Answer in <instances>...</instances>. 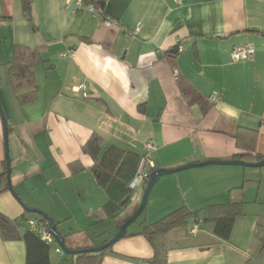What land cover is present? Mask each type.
Segmentation results:
<instances>
[{"label": "crops", "instance_id": "obj_1", "mask_svg": "<svg viewBox=\"0 0 264 264\" xmlns=\"http://www.w3.org/2000/svg\"><path fill=\"white\" fill-rule=\"evenodd\" d=\"M68 5L76 7L75 0H32L28 20L20 0H0V105L8 124L11 184L26 205L53 218L68 247L98 245L112 235L67 244L73 235L60 228L67 218H57V208L45 203L79 200L92 221L101 214L110 218L92 158L81 150L93 132L146 154L154 169L264 157V0H104L99 14ZM244 44L253 45V56L233 61L231 49ZM14 45H39L45 59L33 67L37 99L25 104L16 101L6 76ZM78 83L86 96L74 90ZM213 90L221 96L216 103L208 100ZM1 126L0 120V172ZM148 140L155 149L145 152ZM172 174L152 185L140 226L182 207L196 215L152 237L164 263L264 264L247 260L260 245L252 225L236 229L238 220L232 221L222 239L205 218L209 206L231 202H242L234 220L251 215L249 206L264 197V170L209 164ZM142 192L131 197L136 207ZM0 213L11 221L23 218L19 231L27 227L26 217L38 216L28 215L8 189L0 191ZM152 214L162 216L147 222ZM118 218H110L117 229L125 220L118 224ZM139 231L127 230L97 264H156L155 249ZM22 242L0 236V264H25ZM57 247L48 254L51 264L62 258ZM75 260L71 255L70 264Z\"/></svg>", "mask_w": 264, "mask_h": 264}, {"label": "trees", "instance_id": "obj_2", "mask_svg": "<svg viewBox=\"0 0 264 264\" xmlns=\"http://www.w3.org/2000/svg\"><path fill=\"white\" fill-rule=\"evenodd\" d=\"M84 3H91L97 9H102L104 0H83ZM32 0H20L21 11L25 14L28 20H32L31 15ZM33 30H36V25H31ZM12 56L9 60L6 73L9 81L10 89L12 90L16 101L19 104L29 103L38 96V87L35 80L33 67L39 63L45 62L39 45L22 46L14 45ZM174 52V49L172 50ZM81 150L92 158L91 171L100 188L103 189L107 196L106 202L103 204V209L108 217L116 219L119 216V211L122 205L128 203L133 197V189L129 186L133 173L137 171L144 159L145 154L136 150L117 146L116 144L106 143L102 137L96 132H93L87 141L82 145ZM264 158L258 156L257 159ZM148 173L154 170L153 166L145 165ZM5 167L0 172V191L7 190ZM126 198V199H125ZM124 202L121 204V202ZM242 202H231L224 208L213 209L209 206L206 210V221L214 223L213 232L216 236L222 239H228L231 231L234 218L237 214L242 213ZM31 215L32 213H27ZM196 215V212L187 211L182 207L174 212L166 215L158 221L150 224H145L140 228L139 234H143L148 238L149 242L155 249L154 261L156 264H166V259L157 251L154 243V235L164 233L171 228L185 222L187 216ZM36 217V216H35ZM204 218V219H205ZM20 220L13 221L6 218L0 213V236L2 239H21L25 246V264H51L49 243L43 242L40 236L27 227L19 231V227L23 225ZM27 217L25 218L26 221ZM41 223L47 226V221L39 216L36 217ZM73 256V255H72ZM101 252L96 253H80L76 254L75 264H97Z\"/></svg>", "mask_w": 264, "mask_h": 264}, {"label": "rangeland", "instance_id": "obj_3", "mask_svg": "<svg viewBox=\"0 0 264 264\" xmlns=\"http://www.w3.org/2000/svg\"><path fill=\"white\" fill-rule=\"evenodd\" d=\"M248 169H252V171L264 170L263 167H261V168L260 167H247V170ZM169 175H173V174L171 173ZM11 183H12V181H11ZM248 183H251L252 185H254L255 182L254 183L248 182ZM262 183H264V181H262ZM27 186H29V185H27ZM12 187H13V185H12ZM44 196H47V195H44ZM133 196H134V191H133ZM259 200L262 203L256 202V203H253L252 206L251 205L249 206L253 210V211H251V212H253L251 215H247V216L241 215L233 221L234 223H236L235 221L238 220V223L236 225V229H237V227H241V229H243L245 226L246 227L248 226L250 228V225H252L251 226L252 227V232H251L252 238L260 240V245H259V247L257 249V253H256V255H259V258L253 259V258H255L256 255L254 257L250 256L249 259H247V260H249V262H251V261L259 262L260 259H264V197L260 198ZM134 201H135L134 198L133 199L131 198L128 203H126L125 205H122L121 210L118 213L119 214L118 224L119 223L121 224V222L124 219L126 220L129 216H131L133 214L134 211H136L139 203L136 207V205H135L136 202H134ZM45 203L52 204L54 207L57 208L56 209V210H58V213L56 214L57 218H67L64 225L62 227H60L61 229L66 230L67 232H70L73 235V236L67 235V237H69L68 241L65 240L67 242V244L68 243L72 244V243L76 242V240L83 239V238H85L87 240H91V242H96V241L104 239V238H106L112 234L109 237V238H111L118 231V229L116 227L117 223L110 218H106V217L102 216V214L99 215V217L94 218L93 221L90 217H86L85 215H83V210H84L83 205H82V202H79V200H76L74 202L70 201L67 204L62 203V201L61 202L60 201L55 202V201L45 200ZM146 204H147V202H146ZM146 204H145V207H146ZM97 206L98 205H96V209H97ZM145 207L140 212V214L137 216V218L134 220V222L127 225L128 231L141 228L140 225L143 224V222H145V216H146ZM31 216L35 217V216H37V214L32 213ZM158 216L159 215H155V214H152L151 217L147 216L148 217L147 222L154 221V220L160 218L162 215L160 217H158ZM243 217L245 219L239 220L240 218H243ZM242 222H244V224L240 225ZM188 224H189V226L191 225L190 222ZM78 228H80V230L76 231ZM107 239H105V240H107ZM102 243H100L98 245H101ZM98 245H94V246H98ZM54 247H55V244H52L51 245L52 254L54 253ZM60 255L62 258H61V260L58 261V264H70L71 254L66 255V254H63V252H62V253H60Z\"/></svg>", "mask_w": 264, "mask_h": 264}, {"label": "water", "instance_id": "obj_4", "mask_svg": "<svg viewBox=\"0 0 264 264\" xmlns=\"http://www.w3.org/2000/svg\"><path fill=\"white\" fill-rule=\"evenodd\" d=\"M3 109L0 105V120H1V128H2V132H3V139L2 141H4V166H5V172H6V184H7V188L9 190V192H11L14 197L16 198V200L19 202V204H21L23 206V208L25 209V211L29 212V213H35L37 214L39 217L46 219L47 221V229L49 230L50 234L52 235V237L54 238V242H56V244L58 245V247L60 248L61 252H63V254L66 255H76V254H80V253H96V252H102L105 249H107L109 246H111L114 242H116L117 240H119V238L124 237L126 235V230H127V225H129L130 223L134 222V220L137 218V216L140 214V212L144 209L145 204L147 202V198L149 196V193L151 191L152 185H154L158 179L161 176L164 175H169L171 173L177 172V171H181V170H185L188 168H192V167H199V166H204V165H209V164H218V165H240V166H247V167H264V158H260L259 160L256 161H248V160H244V159H207L204 161H199V162H191V163H186L183 165H179L177 167H172V168H164V167H160V168H156L154 169L152 172L149 173V177L145 183V186H143V192L141 195V199L139 202V205L136 209V211L133 212V214L131 216H129L126 220L123 221V223L121 224V226L119 227L117 233L115 235H113L111 238L107 239L105 242H103L101 245L98 246H89V247H80V248H70L68 247L65 242H63L64 240V236L60 233V231L58 229H56V223L53 220V218L51 216H48V214L40 209L37 208H32L27 206L26 204H24V202L20 199V197L17 195V192H14L15 190L12 187L11 184V159L9 156V149H8V124H7V120L5 118V115H3ZM126 199V198H125ZM121 202V204L124 202V200Z\"/></svg>", "mask_w": 264, "mask_h": 264}, {"label": "built area", "instance_id": "obj_5", "mask_svg": "<svg viewBox=\"0 0 264 264\" xmlns=\"http://www.w3.org/2000/svg\"><path fill=\"white\" fill-rule=\"evenodd\" d=\"M75 2H76V7L72 5H68L70 9H72L73 11H77L79 7L84 5L85 6L84 8H87V10L93 12L94 14L98 13V9L95 8V6L91 3L85 4L83 0H75ZM104 20L106 23H110L108 19H104ZM181 50H183V48L182 46L178 44L177 51L179 52ZM253 52H254L253 45L244 44V45L234 46L231 49L229 54H230V58L233 61H237V60H244L247 58H251L254 54ZM73 88L75 91H81L82 95L86 96V92H85L86 86H84V83H78L77 85H74ZM220 97H221L220 93H218V91L216 90H213L212 92H210V95L208 96V100L212 103H216L220 99ZM143 148L145 152H149L155 149V144L151 140H148L144 143ZM145 159H146V154H145L144 159L141 160L142 162L139 168L137 169V171L133 173V176L128 186L131 189H133L134 193H136L140 189L143 190L144 188L143 186H145V183L149 177V173L145 168V165L147 164V161ZM25 222H26L27 228L33 231L34 233L38 234L40 238L43 240V242H46L49 244H56V242H54L55 241L54 238L52 237L49 230L47 229V226L41 223L38 219L27 218ZM55 251L57 252V255L62 253L59 247H57Z\"/></svg>", "mask_w": 264, "mask_h": 264}]
</instances>
